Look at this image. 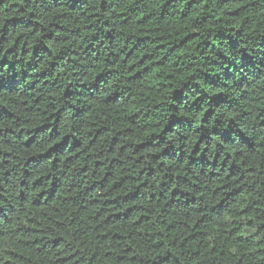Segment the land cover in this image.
<instances>
[{
    "label": "clouds",
    "instance_id": "obj_1",
    "mask_svg": "<svg viewBox=\"0 0 264 264\" xmlns=\"http://www.w3.org/2000/svg\"><path fill=\"white\" fill-rule=\"evenodd\" d=\"M94 19L108 21L111 44L97 25L95 42L70 31ZM57 24V56L33 59ZM145 28L149 39L131 35ZM190 30L197 37L176 39ZM0 37V59L35 65L19 91H0V264H235L237 213L264 211V0H0ZM245 53L255 57L248 71L207 83L224 57L235 68ZM25 136L39 141L34 152ZM7 151L19 158L5 165ZM113 182L131 194L103 204ZM126 204L129 219L117 221ZM145 213L152 219L136 225Z\"/></svg>",
    "mask_w": 264,
    "mask_h": 264
},
{
    "label": "trees",
    "instance_id": "obj_2",
    "mask_svg": "<svg viewBox=\"0 0 264 264\" xmlns=\"http://www.w3.org/2000/svg\"><path fill=\"white\" fill-rule=\"evenodd\" d=\"M103 7V5L101 6ZM76 10V9H74ZM8 23L12 24L15 28L16 26H25L24 21L15 19L13 17ZM94 25H97L99 29H101L104 33H106L109 37V39H105L103 36L100 37L101 41L107 46L108 44H111L112 41L115 39V37L112 36V30L108 27V21H97L92 20L89 23L84 24V29L81 30V26L79 23H76L72 26L70 31L74 33H79L80 36H83L87 38V36L92 35L97 31V28L94 27ZM7 25H5V28ZM64 29L63 24H57L55 28L51 31H49L43 38L44 45H37L32 50V57L35 59V57L40 56L43 58H46L48 56L50 64L52 63L51 57L57 56L56 50L51 46L49 41H53L54 35H59ZM150 28H145L142 32L131 33L132 36H135L137 40L143 41L150 38ZM127 35V33H125ZM5 35H7V32L5 31ZM189 36L197 37V33L190 30L188 33H181L179 36L176 37V39L188 40ZM3 37H0V40H2ZM92 40L95 42L96 37L95 35H92ZM58 41H53V43H57ZM171 43V41H169ZM194 41H188V45L185 48H182L179 50L178 54L183 56L185 54H188L189 50L191 49ZM125 45H127L129 48H133L137 46L136 40L133 41L132 44H128V41H123ZM235 44L233 42V55H236L235 51ZM14 51L13 49L9 50ZM25 53H27V49L24 50ZM84 51L89 52L90 55L95 56L97 55V52L95 48L93 47V44L88 43L84 45ZM129 56L132 55V52L129 51ZM74 58V57H73ZM255 59V57H251L250 53H245L244 57L241 58L240 65L233 68V65L236 64L235 60H229L228 57L223 58V62L219 63V68L221 69V72L218 73H209V75H212L207 80V83L210 84L213 87H225L227 86L228 82L230 81V78L234 75V72L239 71L240 67H243L245 71H248L251 65V62ZM55 63L58 65L60 63L59 60L55 61ZM35 65L32 64L30 61H23V57L20 60H17L16 55L9 57H4L3 59H0V91L4 92H16L19 91V85L24 82L26 79L30 78L32 75V70ZM230 68H233V71H229ZM57 71H60V69H57ZM56 72L51 73V77L44 76V82L47 83L48 80L51 78L52 80L56 77ZM43 75V74H42ZM223 99L222 96H217L212 103L218 104ZM6 111V110H5ZM9 115H11L9 113ZM0 118L4 119L6 121L7 116L3 115V113H0ZM43 127V125H42ZM23 131V129H21ZM8 134L10 136L13 135L12 129H6ZM33 132L39 131L38 129H32ZM226 135V134H225ZM15 138L19 139L18 133L15 134ZM31 137L25 136L24 137V143L21 146L23 149H28V151L34 152L35 149L39 146V141H36L33 143L32 141H29ZM35 139V137L33 138ZM29 141V143H28ZM5 143H10V140H5ZM199 153H197V157H199ZM4 156V164L8 165L10 163H13L16 159H18V156H14L13 152L7 151L3 153ZM30 159H35V157H30ZM54 162V161H53ZM97 163H100V161H97ZM43 166V165H41ZM87 166V165H85ZM5 176L9 175V172H5ZM96 182L101 183V179L99 177H96ZM116 189V183H110L105 191H111V196L107 201H103V204H110L115 205V202L120 199L121 195L125 196V199H127V196L131 194V190L128 192H123L122 190H113ZM176 186L174 185L172 188V192H176ZM179 192L183 196H189L191 195V192H185L184 186L181 185L179 188ZM198 197V193L196 194ZM194 199L196 197H193ZM158 199V197H157ZM177 200L181 199V195L176 196ZM187 203V201H185ZM237 201H233V204H236ZM256 204L259 203V201L255 202ZM220 204H224V200L221 199L219 201V204L217 207H219ZM135 205V202H133V206ZM227 207V206H226ZM252 205H248L245 207H242L241 210L237 213L239 216V219L234 220L233 224L234 227L231 228V231L228 233L229 236L235 234L236 241H239V245H233L232 251L233 253H236L238 251V248H243V253L239 255L238 259L236 260L235 264H250L249 261L244 260L245 256H253V254H256L255 257V264H264V223H260L261 218L264 217V211H262L261 208L257 207L254 209V211H251ZM131 211V207L129 205H125L124 209L122 210L119 206H116L112 216H115L116 220L119 221L120 217L123 216L125 220L129 219L126 213ZM229 212H232L231 208H228ZM259 213V215L257 214ZM112 216H109L108 219H112ZM152 219L150 215L145 213L144 215H140L137 217H134V223L136 225L141 224V220H145V222H148ZM171 227V224L168 225ZM158 228H162V225H157ZM143 229V225H141V231ZM149 234H151V229H149ZM118 235V234H117ZM199 233H197V236ZM189 241L191 242L194 238L188 237ZM211 251V248L209 249ZM213 255H216L217 258L219 256L223 255V252L213 253ZM211 258V257H210Z\"/></svg>",
    "mask_w": 264,
    "mask_h": 264
}]
</instances>
